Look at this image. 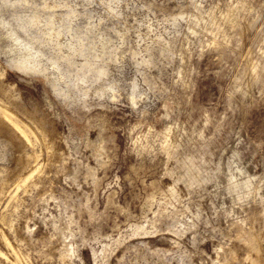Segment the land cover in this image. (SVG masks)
Segmentation results:
<instances>
[{
    "label": "rangeland",
    "instance_id": "1",
    "mask_svg": "<svg viewBox=\"0 0 264 264\" xmlns=\"http://www.w3.org/2000/svg\"><path fill=\"white\" fill-rule=\"evenodd\" d=\"M0 104L31 142L13 171L0 134V264H248L264 0H0Z\"/></svg>",
    "mask_w": 264,
    "mask_h": 264
},
{
    "label": "bare ground",
    "instance_id": "2",
    "mask_svg": "<svg viewBox=\"0 0 264 264\" xmlns=\"http://www.w3.org/2000/svg\"><path fill=\"white\" fill-rule=\"evenodd\" d=\"M8 1V0H7ZM29 1V0H28ZM46 1H48V0H46ZM12 2V1H11ZM16 2V1H15ZM27 2V1H26ZM4 3V2H3ZM18 2H16V4H17ZM21 3H22V1H21ZM21 3H19V4H21ZM30 3V2H29ZM5 4V3H4ZM31 4V3H30ZM34 4V3H33ZM32 4V5H33ZM36 4H38V3H36ZM42 4V3H41ZM6 5V4H5ZM28 5V4H27ZM60 5V4H59ZM16 6H18V5H16ZM29 6V5H28ZM38 6V5H37ZM42 6V5H41ZM8 8H9V6H7ZM22 7H23V5H22ZM26 7V6H25ZM39 8H40V6H38ZM46 7V6H45ZM45 7H44V9H45ZM52 7H54V6H52ZM57 7L59 8V6L57 5ZM11 8H12V6H11ZM11 8L9 9V10H11ZM26 8H28V7H26ZM43 8V7H42ZM13 9V8H12ZM15 9H17V8H15ZM31 9V8H30ZM35 9H36V7H35ZM48 9H49V7H48ZM18 10H19V8H18ZM20 10H21V7H20ZM39 9H37V11H38ZM40 10H42V9H40ZM40 10H39V12H40ZM47 10V9H46ZM51 10V9H50ZM59 10V9H58ZM5 11H7V10H5ZM28 11V10H27ZM35 11V10H34ZM33 11V12H34ZM60 11V10H59ZM65 11V10H64ZM64 11H62V12H64ZM71 11V10H70ZM9 12V11H8ZM15 12V11H14ZM14 12H12V14L14 13ZM30 12V11H29ZM42 12V11H41ZM47 12H49V11H47ZM56 12V11H55ZM73 12V11H72ZM10 13V12H9ZM18 13V12H17ZM17 13H15V14H17ZM35 13H37V12H35ZM46 13V12H45ZM50 13V12H49ZM48 13V14H49ZM52 13V12H51ZM60 13V12H59ZM65 13V12H64ZM11 14V15H12ZM19 14V13H18ZM30 14V13H29ZM41 14V13H40ZM47 14V13H46ZM45 14V15H46ZM53 14V13H52ZM68 14V13H67ZM28 15V14H27ZM55 15V14H54ZM72 15V14H71ZM70 15V16H71ZM16 16V15H15ZM14 16V17H15ZM49 16H51V15H49ZM64 16V15H63ZM19 17H20V15H19ZM29 17V16H28ZM27 17V18H28ZM34 17H36L35 15H34ZM62 17V16H61ZM68 18H69V16H67ZM18 18V17H17ZM23 18V17H22ZM26 18V19H27ZM46 18V17H45ZM66 18V17H65ZM29 19H31V17L29 18ZM28 19V20H29ZM35 19H38V18H35ZM63 19V21H64V18H62ZM20 20V19H19ZM40 20V19H39ZM17 21H18V19H17ZM22 21H25L24 20V18H23V20ZM30 21V20H29ZM32 22H33V20H31ZM38 21V20H37ZM48 21V20H47ZM46 21V22H47ZM52 21V20H51ZM66 21V20H65ZM68 21V20H67ZM31 22V23H32ZM35 22H36V20H35ZM50 22V21H49ZM48 22V23H49ZM27 23V22H26ZM29 24V23H28ZM50 24V23H49ZM21 26H23V25H20V27ZM26 26V25H25ZM27 26H29V25H27ZM37 26V25H36ZM65 26V25H64ZM24 27V26H23ZM67 27V26H66ZM87 27V26H86ZM32 28V27H31ZM31 28H29V27H27V29H31ZM34 28V27H33ZM65 28V27H64ZM79 28H80V26H79ZM81 28H83V27H81ZM80 28V29H81ZM89 28V27H88ZM88 28H86V29H88ZM100 28V27H99ZM35 29V28H34ZM61 29V28H60ZM59 29V30H60ZM79 29V30H80ZM91 29V28H90ZM94 29V28H93ZM59 30H58V33H59ZM61 30H63V29H61ZM92 30V29H91ZM103 30V29H102ZM101 30V31H102ZM31 31H32V29H31ZM99 31H100V29H99ZM37 32V31H36ZM57 32V31H56ZM77 32V31H76ZM80 32H82V31H80ZM84 32V31H83ZM88 32H89V29H88ZM92 32V31H91ZM103 32V31H102ZM60 33H62V32H60ZM93 33V32H92ZM75 34V33H74ZM91 34V33H90ZM107 34V33H106ZM32 35H33V32H32ZM35 35V34H34ZM33 35V36H34ZM52 35V34H51ZM73 35V34H72ZM83 35V34H82ZM86 35V34H85ZM108 35V34H107ZM37 36V35H36ZM80 36V35H79ZM105 37H106V35H104ZM41 37V36H40ZM75 37H76V35H75ZM90 37V36H89ZM96 37H98V36H96ZM102 37V36H101ZM80 38V37H79ZM91 38H92V36H91ZM107 38V37H106ZM50 39V38H49ZM82 39V38H81ZM108 39H109V37H108ZM80 40V39H79ZM106 40V39H105ZM110 40V39H109ZM52 41V40H51ZM59 44V43H58ZM84 44V43H83ZM91 44V43H90ZM55 45H57V44H55ZM93 45V44H92ZM58 46V45H57ZM85 47H89L88 45L86 46V43H85ZM96 47V46H95ZM94 47V48H95ZM121 47V46H120ZM53 48V47H52ZM34 49V48H33ZM60 49V48H59ZM79 49H81V48H79ZM85 50H87V49H85ZM36 51H37V49H36ZM89 51V50H88ZM92 51V50H91ZM94 51H96V50H94ZM83 52V51H82ZM78 53V52H77ZM85 53H87V52H85ZM89 53H90V51H89ZM62 54V53H61ZM79 55L81 54V52L79 51V53H78ZM49 56H51V55H49ZM66 56V55H65ZM68 56V55H67ZM70 56V55H69ZM60 57H63V55L62 56H60ZM72 57V56H71ZM84 57V56H83ZM96 57V56H95ZM120 57V56H119ZM118 57V58H119ZM136 57V56H135ZM54 58H55V60H56V58H58V55H57V57H55L54 56ZM88 58V57H87ZM93 58H94V55H93ZM53 59V58H52ZM86 59V58H85ZM69 60V59H68ZM50 61H51V59H50ZM62 62V61H61ZM73 63V62H72ZM75 63V62H74ZM87 63V62H86ZM59 64V63H58ZM81 64V63H80ZM95 64V63H94ZM55 65V64H54ZM86 65V64H85ZM58 66V65H57ZM70 66H72V65H70ZM25 67V66H24ZM23 66L22 67H19V69H23L24 68ZM29 67V66H28ZM40 67V66H39ZM60 67V66H59ZM70 68V67H69ZM94 68V67H93ZM28 69V68H27ZM37 69H38V67H37ZM58 69V68H57ZM92 69V68H91ZM100 69V68H99ZM105 69V68H104ZM29 70V69H28ZM33 70V69H32ZM35 70H36V68H35ZM76 70V69H75ZM82 70V69H81ZM85 70H87V69H85ZM103 70V69H102ZM24 71H25V69H24ZM90 71V70H89ZM104 71V70H103ZM33 72H34V70H33ZM36 72V71H35ZM63 72V71H62ZM70 72H71V70H70ZM81 72V71H80ZM96 72V71H95ZM93 73H94V71H93ZM97 73V72H96ZM71 74V73H70ZM85 75V74H84ZM99 75V77H100V74H98ZM64 76V75H63ZM65 76H66V74H65ZM64 76V77H65ZM70 76V75H69ZM87 76V75H86ZM93 76V75H92ZM95 76H96V74H95ZM94 76V77H95ZM69 78V77H68ZM67 78V79H68ZM89 78V77H88ZM101 78V77H100ZM60 79V78H59ZM63 79H65V78H63ZM82 79V78H81ZM91 79V78H90ZM88 80V79H87ZM93 80V79H92ZM69 81V80H68ZM73 81V80H72ZM65 82H66V80H65ZM64 83V82H63ZM65 85L67 86V84L65 83ZM72 85V84H71ZM69 86V85H68ZM77 86V85H76ZM70 87V86H69ZM60 88V87H59ZM65 88V87H64ZM72 90V89H71ZM58 91V90H57ZM68 91V90H67ZM60 92V91H59ZM68 93V92H67ZM70 94V93H69ZM76 94V93H75ZM67 95V94H66ZM64 96V95H63ZM69 96V95H68ZM65 97V96H64ZM69 99V98H68ZM26 109V110H25ZM24 110H25V112L31 117V118H33L36 122L35 123H37L38 124V126H40V128H41V130L42 131H45L46 129H45V127H44V122H41L39 119H37L36 118V112H35V110H34V108H31V107H27V108H25ZM0 114L2 115V116H0V134L2 133L5 137H6V139H8V140H10L11 142H13V145H14V150H15V156H14V160H13V163H12V166H11V169L14 171V170H16V169H18L21 165H23V163L26 161V157H25V155H23V154H21V152L20 151H18V149H19V147L21 146V145H23V147H24V145L25 144H27L28 145V143L30 144L31 142H30V138H29V133L27 132V130H26V128H24L20 123H18V121H16L15 119H14V117H13V115L11 114V112L10 111H8L5 107H3L1 104H0ZM34 122V121H33ZM32 134V133H31ZM32 140V139H31ZM26 146V145H25ZM21 149V148H20ZM28 160V159H27ZM38 160V159H37ZM25 164H27V161L25 162ZM32 165V164H31ZM40 165V164H39ZM38 166V165H37ZM25 167V166H24ZM40 167L38 166V168L37 167H35V168H31V169H29V170H31L30 171V173H29V175H31L34 171H38V169H39ZM19 170V169H18ZM36 171V172H37ZM28 173V172H27ZM26 173V174H27ZM25 175V174H24ZM28 175V176H29ZM27 175H26V177H28ZM29 177H31V176H29ZM11 179V178H10ZM24 179H25V177H24ZM25 181H27V180H24L23 182L24 183H26ZM22 182V184H24ZM17 183V182H16ZM20 185V184H19ZM18 185V186H19ZM3 185L1 184L0 185V196L2 195V192H3V187H2ZM4 202V201H3ZM253 220H255V219H253ZM252 223V222H251ZM260 224H262V223H260ZM28 225V224H27ZM253 226H254V224H253ZM251 227L250 229H248L247 231H245V232H242L241 231V233H239V235H238V240H239V242H240V245L241 246H244V247H246V250H247V252H246V256H245V260L248 262V264H264V232L262 233L261 232V230H260V232L258 231V229L259 228H257V230L256 229H254V227ZM249 228V227H248ZM262 228H264V226L262 227ZM246 229V228H245ZM24 230V229H23ZM1 232V231H0ZM24 234V233H23ZM28 234V233H27ZM3 235V238L4 239H6L5 238V236H4V234H1V236ZM31 237V236H30ZM26 239V238H25ZM236 240V239H235ZM6 242V241H5ZM8 243V242H7ZM63 243V242H62ZM65 244V243H64ZM71 245V244H70ZM70 245H68V246H70ZM239 245V244H238ZM221 246V245H220ZM225 246V245H224ZM236 247V246H235ZM69 248V247H68ZM241 248V247H240ZM68 250V249H67ZM66 250V251H67ZM70 250H71V248H70ZM229 250V249H228ZM232 250H233V248H232ZM232 250H230V251H232ZM222 251V250H221ZM229 251V252H230ZM235 251V250H234ZM63 252V251H62ZM228 252V254L230 255V253ZM68 253H70V251L68 252ZM67 253V254H68ZM222 253V252H221ZM226 253H227V251H226ZM62 255H64V254H62ZM69 255V254H68ZM67 255V256H68ZM225 255V254H224ZM17 256V255H16ZM230 256H232V255H230ZM234 256V255H233ZM69 257V256H68ZM229 257V256H228ZM236 257V256H235ZM69 259V258H68ZM20 260V259H19ZM70 260V259H69ZM226 260V259H225ZM232 260V259H231ZM223 262V261H222ZM22 263V262H21ZM25 263V262H24ZM229 264H230V261H229ZM234 264V263H233Z\"/></svg>",
    "mask_w": 264,
    "mask_h": 264
}]
</instances>
